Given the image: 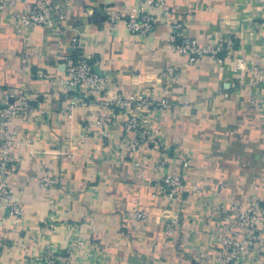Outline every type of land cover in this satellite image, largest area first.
<instances>
[{"label":"crops","instance_id":"crops-1","mask_svg":"<svg viewBox=\"0 0 264 264\" xmlns=\"http://www.w3.org/2000/svg\"><path fill=\"white\" fill-rule=\"evenodd\" d=\"M52 1L64 4L59 34L43 26L25 32L11 6L0 12V93L34 97L32 112L12 123L22 143L7 181L24 216L0 211V264L40 251L33 241L50 236L49 223L57 226L59 250L74 237L88 242L87 264H218L217 237L235 228L228 206L264 202V88L255 87V71L264 68L261 0H166L160 8L147 0ZM140 8L157 17L148 35L130 34L124 23ZM175 21L199 45L222 48L224 64L208 55L189 64L171 50ZM82 52L105 79L103 99L135 100L114 109L107 136L95 107L58 83L63 57ZM237 56L247 68L235 73ZM169 66L175 76L165 82L160 74ZM141 99L152 104L138 108ZM135 113L152 132L138 151L127 147L134 132L124 130ZM185 156L192 164L179 197L158 195L161 176L182 173ZM157 161L165 162L160 172ZM45 173L57 180L54 188L39 183ZM136 210L145 217H133Z\"/></svg>","mask_w":264,"mask_h":264},{"label":"built area","instance_id":"built-area-1","mask_svg":"<svg viewBox=\"0 0 264 264\" xmlns=\"http://www.w3.org/2000/svg\"><path fill=\"white\" fill-rule=\"evenodd\" d=\"M20 0H0V12L11 6L10 16L15 20L16 25L25 32L36 26H43L55 34L63 31L61 16L64 4L52 0H27L22 9L16 7ZM264 7V0H261ZM150 7L160 8L166 5V0H147ZM167 14V12H164ZM264 17V15H262ZM111 20H119L113 15ZM126 28L130 34L148 35L153 32L157 25L156 15L147 9L140 8L132 12L124 19ZM185 24L175 21L170 24L168 34L169 47L171 50L181 54L189 64H196L200 59L208 55L219 65L224 64L223 59L218 56L222 50L220 47L201 46L196 39L189 37L184 32ZM64 77L59 80V85L67 93L75 96L76 102L89 104L95 107L94 116L96 123L101 128L100 134L108 135L111 127L110 118L114 117V109H127L135 102L134 98H116V101L103 99L105 91V79L93 68L91 55L84 52L76 56L65 55L63 57ZM247 68V61L241 57H235L230 69L233 72H242ZM255 87L264 88V68L256 70ZM165 82L172 81L175 76V69L169 66L160 74ZM34 97L28 93L18 92L14 95H3L0 93V211L6 210L16 220L24 216V208L21 202L15 200L13 191L7 181L8 173L12 172L20 160L16 146L21 140H17L18 131L12 125L17 115H26L33 110ZM138 108L149 106L152 103L146 99L138 101ZM255 103V99L251 104ZM160 106L166 107V101L159 102ZM144 121L140 115L128 114L124 120V130L134 132V137L127 142V147L132 151H138L141 142L152 132L146 131ZM30 143V140H27ZM190 157L185 156L181 162L182 173H165L158 182L157 194L166 199L173 200L179 197L184 189V173L191 167ZM165 166L164 161H157L155 168L160 172ZM39 183L46 189L54 188L57 180L45 173L39 176ZM198 186H195L197 188ZM234 222L233 230L217 237L219 249L217 253L218 264H264V202L252 200L244 203H234L228 206ZM136 219H143L145 214L142 211H134L131 214ZM50 236L47 239L34 240L33 244H41L40 251H35L26 261H19L15 264H87L84 262L85 248L88 242L82 237H74L62 250L52 242L57 233L55 223L48 224ZM229 230V229H228ZM235 231V232H234ZM28 239V238H27ZM26 239V240H27ZM24 238L23 242L26 241Z\"/></svg>","mask_w":264,"mask_h":264}]
</instances>
